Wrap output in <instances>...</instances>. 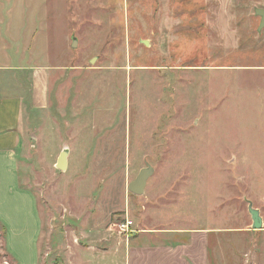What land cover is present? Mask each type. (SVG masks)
<instances>
[{"label":"rangeland","instance_id":"rangeland-1","mask_svg":"<svg viewBox=\"0 0 264 264\" xmlns=\"http://www.w3.org/2000/svg\"><path fill=\"white\" fill-rule=\"evenodd\" d=\"M195 1L0 0L24 75L18 161L40 204L41 264H69L74 246L110 250L86 253L91 264H123L112 248L126 220L129 236L166 243L177 229L186 242L212 234L211 264L264 261L248 211L264 218V82L246 86L249 108L240 81L195 63ZM148 167L144 194L131 193ZM3 255L0 228V264H15Z\"/></svg>","mask_w":264,"mask_h":264},{"label":"crops","instance_id":"crops-1","mask_svg":"<svg viewBox=\"0 0 264 264\" xmlns=\"http://www.w3.org/2000/svg\"><path fill=\"white\" fill-rule=\"evenodd\" d=\"M194 8V13L197 14L195 23L201 21L198 32L201 36L197 34V46L202 48L196 53L195 63L214 65L215 69L228 75L229 80L240 81V96L245 100L243 105L252 107L250 103L253 97L246 86L251 90L264 82V26L263 19L258 14L260 10H264V0H196ZM8 41V36L3 35V28L0 26L2 250L15 264H41L43 221L40 204L36 194L23 186L18 161V151L24 135V75L20 76L14 70L18 65L13 66V61L10 64L12 56ZM189 231L177 229V235L171 237V242L168 243L159 240L155 230L140 235H125L126 238L119 235L115 239L117 244L112 249L116 255L123 256V264H211L209 238L211 239L212 234L204 235L203 230L196 231L187 237L186 242L185 233ZM259 231L264 233V228ZM124 241L127 242L125 247ZM109 251L102 248L95 252L74 246L70 250L71 255L67 254L65 259L69 264H91L87 261L86 253Z\"/></svg>","mask_w":264,"mask_h":264},{"label":"water","instance_id":"water-1","mask_svg":"<svg viewBox=\"0 0 264 264\" xmlns=\"http://www.w3.org/2000/svg\"><path fill=\"white\" fill-rule=\"evenodd\" d=\"M258 14L262 17V26H264V10H260ZM147 45V42H146ZM76 47L75 44L73 45ZM68 151H64L58 159L57 168L61 171H66L68 168ZM153 170L151 167L143 169L137 179L129 185V191L135 195H143L147 186L149 177L152 175ZM249 214L252 219V229L253 230H262L264 228L263 218L261 216L260 210L254 208L253 203L249 202L248 207Z\"/></svg>","mask_w":264,"mask_h":264},{"label":"built area","instance_id":"built-area-1","mask_svg":"<svg viewBox=\"0 0 264 264\" xmlns=\"http://www.w3.org/2000/svg\"><path fill=\"white\" fill-rule=\"evenodd\" d=\"M119 228V234L120 235H128L129 231L132 229L134 226V222L130 220H126L125 222H122L117 225Z\"/></svg>","mask_w":264,"mask_h":264},{"label":"trees","instance_id":"trees-1","mask_svg":"<svg viewBox=\"0 0 264 264\" xmlns=\"http://www.w3.org/2000/svg\"><path fill=\"white\" fill-rule=\"evenodd\" d=\"M3 234H5V231L3 230ZM3 258H6L7 260L13 261L12 258L10 256H8L7 254L3 255Z\"/></svg>","mask_w":264,"mask_h":264}]
</instances>
